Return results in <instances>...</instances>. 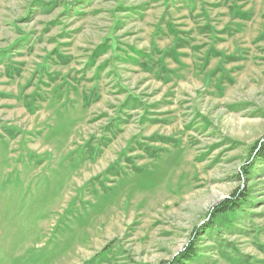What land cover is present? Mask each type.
<instances>
[{
	"label": "rangeland",
	"instance_id": "374dc122",
	"mask_svg": "<svg viewBox=\"0 0 264 264\" xmlns=\"http://www.w3.org/2000/svg\"><path fill=\"white\" fill-rule=\"evenodd\" d=\"M263 151L264 0H0V264H264Z\"/></svg>",
	"mask_w": 264,
	"mask_h": 264
},
{
	"label": "trees",
	"instance_id": "16d2710c",
	"mask_svg": "<svg viewBox=\"0 0 264 264\" xmlns=\"http://www.w3.org/2000/svg\"><path fill=\"white\" fill-rule=\"evenodd\" d=\"M263 155H264V153H263ZM233 200H231V199L226 200L219 207H217V208H219V211H217L218 212L217 214H219L220 212L221 213H228V212H233V211L238 210L241 206L240 204H241L242 199H239L238 201H235V200L233 201ZM215 216H217V215H215Z\"/></svg>",
	"mask_w": 264,
	"mask_h": 264
}]
</instances>
